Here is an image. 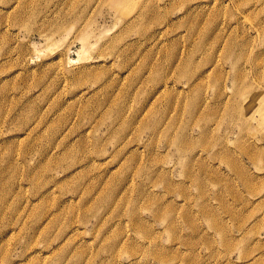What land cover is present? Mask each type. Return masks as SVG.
Returning <instances> with one entry per match:
<instances>
[{
  "label": "rangeland",
  "instance_id": "374dc122",
  "mask_svg": "<svg viewBox=\"0 0 264 264\" xmlns=\"http://www.w3.org/2000/svg\"><path fill=\"white\" fill-rule=\"evenodd\" d=\"M0 264H264V0H0Z\"/></svg>",
  "mask_w": 264,
  "mask_h": 264
}]
</instances>
